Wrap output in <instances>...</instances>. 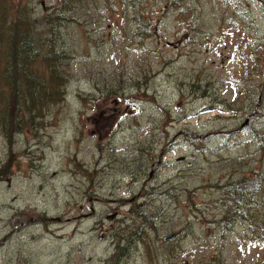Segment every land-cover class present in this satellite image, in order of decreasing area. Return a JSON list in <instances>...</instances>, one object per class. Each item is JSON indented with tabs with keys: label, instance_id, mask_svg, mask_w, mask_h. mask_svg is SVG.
<instances>
[{
	"label": "rangeland",
	"instance_id": "374dc122",
	"mask_svg": "<svg viewBox=\"0 0 264 264\" xmlns=\"http://www.w3.org/2000/svg\"><path fill=\"white\" fill-rule=\"evenodd\" d=\"M10 3L68 82L0 120V264H264V0Z\"/></svg>",
	"mask_w": 264,
	"mask_h": 264
},
{
	"label": "trees",
	"instance_id": "16d2710c",
	"mask_svg": "<svg viewBox=\"0 0 264 264\" xmlns=\"http://www.w3.org/2000/svg\"><path fill=\"white\" fill-rule=\"evenodd\" d=\"M133 3L139 0H131ZM10 6L14 9V14L10 15L8 10L4 6H0V39H3L5 44L4 49H1L0 54V120L5 121V112H8L10 108L17 110L18 104L26 98H22V93H28L32 97V101H46V98L50 93L58 92L62 96L63 88L68 82V77L64 74H60L57 70V61L52 64L53 54L49 55L43 61L49 63L48 70L50 72L51 79L45 75L41 76V73L37 70V62L42 60L38 52L34 50L33 46L37 42L33 33V26L36 25V20L31 19L30 15L21 9V4ZM10 39H14L19 46V52L16 54L11 50ZM50 60V61H49ZM41 81L39 86L36 85L38 81ZM15 96H18L17 98ZM17 123L20 125L23 121L22 118L16 117ZM6 124V121L4 122ZM264 171V170H263ZM254 175V182H257L258 194L264 187V172L259 170ZM248 180L244 179L236 183H228L222 186L223 191V204L224 215L223 222L217 221L218 226L222 225L228 232L232 231L240 222L247 221V215L250 207L246 209L243 204H246L244 197L248 189ZM234 202H237L238 207L236 213L232 208ZM146 216V214H145ZM119 252L115 254L112 264H117L120 261V257L125 250L121 244L118 246Z\"/></svg>",
	"mask_w": 264,
	"mask_h": 264
},
{
	"label": "water",
	"instance_id": "95a60500",
	"mask_svg": "<svg viewBox=\"0 0 264 264\" xmlns=\"http://www.w3.org/2000/svg\"><path fill=\"white\" fill-rule=\"evenodd\" d=\"M174 238V236H169L168 238H165V241H169V240H172Z\"/></svg>",
	"mask_w": 264,
	"mask_h": 264
}]
</instances>
